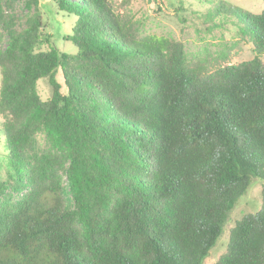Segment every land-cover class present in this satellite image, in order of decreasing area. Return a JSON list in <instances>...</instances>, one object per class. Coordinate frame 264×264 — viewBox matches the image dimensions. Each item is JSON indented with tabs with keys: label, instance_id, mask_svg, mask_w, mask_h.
<instances>
[{
	"label": "trees",
	"instance_id": "obj_1",
	"mask_svg": "<svg viewBox=\"0 0 264 264\" xmlns=\"http://www.w3.org/2000/svg\"><path fill=\"white\" fill-rule=\"evenodd\" d=\"M6 1L0 137L15 186L27 190L0 215V264H203L252 179L264 180V9L202 0L211 5L199 17L232 20L256 52L207 71L182 42L139 37L110 0H53L76 19L77 51H37L47 38L40 15L18 30ZM41 133L67 157L61 171L44 169L46 180L32 155ZM213 264H264V184L261 208L236 222Z\"/></svg>",
	"mask_w": 264,
	"mask_h": 264
},
{
	"label": "rangeland",
	"instance_id": "obj_2",
	"mask_svg": "<svg viewBox=\"0 0 264 264\" xmlns=\"http://www.w3.org/2000/svg\"><path fill=\"white\" fill-rule=\"evenodd\" d=\"M117 12L125 18H131L133 27L139 37L156 35L169 37L183 43L190 64H203L207 71L241 63L254 58L256 52L247 41L238 34L232 20L226 24L214 25L210 19L199 17L205 14L215 0H110ZM227 3L239 6L251 13H260L264 9V0H225ZM6 20L14 23V27L22 30L26 27L30 16L40 15L41 29L47 35L45 41L39 44L37 51L49 50L50 44L55 45L60 52L75 53L77 47L68 39L72 32L75 17L58 9L53 0H38V5H29L27 0H7L4 4ZM224 19L215 18L217 24ZM225 23V22H224ZM0 47L7 45L8 33L0 27ZM49 40V41H48ZM264 62V53L259 54ZM0 72V86H1ZM40 97L44 100L51 97L53 90L48 78L37 82ZM4 117L0 115V124ZM4 137H0V215L7 210H13L20 202L27 189L19 191L15 186L13 169L8 159V149ZM32 155L42 158L46 167L42 168L37 179L46 180L45 170H59L67 165L65 152L54 145L47 134L36 136ZM31 166H39L38 159L31 158ZM67 180H65L66 182ZM264 180L252 179L246 193L240 197L231 209L222 235L216 245L210 250L203 264H213L226 251L229 234L236 222L245 214L256 212L261 208L262 187ZM65 197L69 203L74 202L73 194L68 186L64 187Z\"/></svg>",
	"mask_w": 264,
	"mask_h": 264
}]
</instances>
